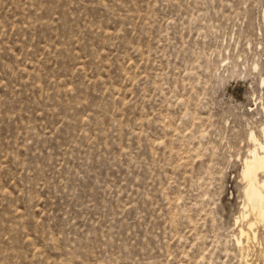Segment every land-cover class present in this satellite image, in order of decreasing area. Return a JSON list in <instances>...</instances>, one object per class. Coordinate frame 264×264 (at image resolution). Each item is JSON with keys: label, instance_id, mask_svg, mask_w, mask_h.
I'll list each match as a JSON object with an SVG mask.
<instances>
[{"label": "rangeland", "instance_id": "1", "mask_svg": "<svg viewBox=\"0 0 264 264\" xmlns=\"http://www.w3.org/2000/svg\"><path fill=\"white\" fill-rule=\"evenodd\" d=\"M258 144L264 0H0V264H264Z\"/></svg>", "mask_w": 264, "mask_h": 264}, {"label": "bare ground", "instance_id": "2", "mask_svg": "<svg viewBox=\"0 0 264 264\" xmlns=\"http://www.w3.org/2000/svg\"><path fill=\"white\" fill-rule=\"evenodd\" d=\"M244 165L243 179L247 182L245 197L248 202L247 206L254 216V223H248L247 228L252 229L257 223L264 226V180L259 181L257 179L258 173L264 175V145L258 144L252 151L250 160H247ZM239 237L240 239L245 238L248 240L249 233L241 228L239 230Z\"/></svg>", "mask_w": 264, "mask_h": 264}]
</instances>
